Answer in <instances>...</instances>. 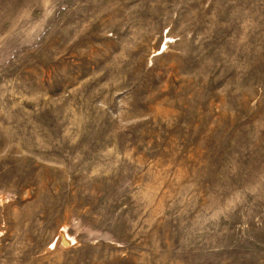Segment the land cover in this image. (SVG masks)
Returning <instances> with one entry per match:
<instances>
[{
    "label": "rangeland",
    "instance_id": "obj_1",
    "mask_svg": "<svg viewBox=\"0 0 264 264\" xmlns=\"http://www.w3.org/2000/svg\"><path fill=\"white\" fill-rule=\"evenodd\" d=\"M0 264H264V0H0Z\"/></svg>",
    "mask_w": 264,
    "mask_h": 264
}]
</instances>
